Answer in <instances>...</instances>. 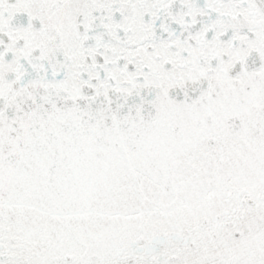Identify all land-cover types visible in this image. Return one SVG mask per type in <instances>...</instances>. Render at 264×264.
<instances>
[{"label": "snow or ice", "instance_id": "6c2138e0", "mask_svg": "<svg viewBox=\"0 0 264 264\" xmlns=\"http://www.w3.org/2000/svg\"><path fill=\"white\" fill-rule=\"evenodd\" d=\"M0 264H264V0H0Z\"/></svg>", "mask_w": 264, "mask_h": 264}]
</instances>
